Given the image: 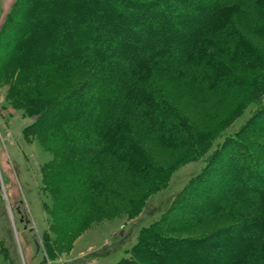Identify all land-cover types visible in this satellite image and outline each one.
Segmentation results:
<instances>
[{"label":"trees","instance_id":"1","mask_svg":"<svg viewBox=\"0 0 264 264\" xmlns=\"http://www.w3.org/2000/svg\"><path fill=\"white\" fill-rule=\"evenodd\" d=\"M233 18L264 20V0L18 1L8 18L9 62L19 60L23 68L28 58L93 73L32 126L42 127L39 132L54 152L65 155L63 165L45 176L58 215H87L92 200L102 204L107 188L92 174L101 158L146 174L149 158L129 137L135 123L165 146L187 144L193 129L165 96L161 77L186 74L213 87L229 76L233 60L246 70L258 68L254 82L264 86V53L230 27ZM137 27L141 31L123 41L125 29ZM250 107L251 117L225 138L170 210L140 231L133 256L119 264H264L263 98L251 100ZM59 109L63 113L57 118ZM235 153L245 163H234L236 171L223 168ZM239 177L240 185L234 181ZM214 186L221 191L213 196ZM195 196L198 203L192 201ZM232 210L236 218L228 216L236 223L216 234L190 240L173 236L193 220ZM234 231L237 238L227 236L223 249L200 248Z\"/></svg>","mask_w":264,"mask_h":264},{"label":"rangeland","instance_id":"2","mask_svg":"<svg viewBox=\"0 0 264 264\" xmlns=\"http://www.w3.org/2000/svg\"><path fill=\"white\" fill-rule=\"evenodd\" d=\"M18 1L0 0V264H119L133 256L134 246L142 238L140 231L170 210L225 138L251 117L255 110L248 109L249 102L262 97L264 103V86L254 82L261 71L246 70L239 61L229 60V76L213 87L191 81L186 74L161 77L159 85L165 96L193 129L187 144L165 146L135 123L129 137L149 158L146 174L129 172L122 161L101 158L92 174L107 188L102 204L91 199L94 207L87 215H58L45 176L63 165L65 155L54 152L39 132L42 127L32 126L93 73L83 68L60 69L28 58L21 68L17 56L18 61L9 62L8 18ZM192 6L205 11L189 3L188 7ZM239 19L233 18L230 27L245 34L264 53V20ZM183 20L177 24H184ZM140 31L139 27L136 31L125 29L123 41ZM228 42L223 43L231 45ZM62 111L55 110L57 118ZM234 155L236 159H225L223 168L236 171L235 164L245 163L244 157ZM234 181L240 185V177ZM214 187L213 196L221 191ZM192 201L198 203V197ZM231 212L234 214L222 212L193 220L185 231L173 236L190 240L216 234L236 223L229 216L236 218L237 211ZM238 234L223 235L200 248L221 250L227 236L237 238ZM230 260L228 255L226 262Z\"/></svg>","mask_w":264,"mask_h":264}]
</instances>
